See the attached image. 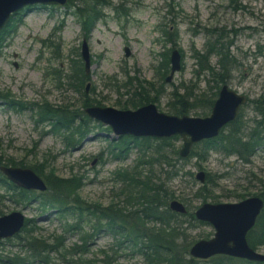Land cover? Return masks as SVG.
<instances>
[{
    "label": "rangeland",
    "instance_id": "1",
    "mask_svg": "<svg viewBox=\"0 0 264 264\" xmlns=\"http://www.w3.org/2000/svg\"><path fill=\"white\" fill-rule=\"evenodd\" d=\"M99 1L109 4L96 6L102 17L96 20L87 37L83 35V25L73 14L75 9L66 6L68 2L64 5H33L23 8L20 14L7 21L11 24V34L0 47V159L22 162L24 166L21 167L29 168L33 164L42 163L43 174L52 170L60 177L76 176L81 180L76 190L77 196L101 207H130L124 203L125 193L121 190L123 177L117 172H131L137 164L145 171L150 165L156 172L179 169L178 176L171 178L168 187L184 205V198L192 199L193 212L204 202H238L242 199L235 192L240 193L244 188L250 193H256L260 185L254 182L247 186L246 177L247 172L253 171L264 182V156L261 153H257L249 164L234 156L224 157L218 153H212L205 162L200 163L195 157L187 161L175 160L171 155V146H167L158 149L159 153L162 151L171 158L170 163L173 164L166 167L161 164L159 153L156 152L158 138L154 140L155 137H151V146L147 140H142L144 144L140 147L128 142L127 149L121 151L118 146L115 147V143L125 135L117 137L108 126L92 119L94 122L90 123L92 128L87 136L69 147L58 133L51 131V122L38 121V118L39 114L44 113L42 108L46 105L74 111L84 110L86 103L135 109L131 107L133 100L130 97L133 86H137L136 79L144 80L142 88H151V95L158 96L155 105L161 112L172 114L170 105L174 101V90L179 94L191 93L189 101L198 105L199 98L195 100L196 97L211 86L214 89L215 85V77L207 71L199 70L196 58V54L203 53L206 47V27L224 32L229 54L235 61L225 77L226 84L249 98L264 95V0ZM95 3V0H91L87 6ZM169 37L176 42V48L173 49L180 53L181 67L166 82L171 66L170 53L173 50ZM83 39L87 41L91 56L88 73L84 70L80 55ZM54 44L60 46L56 48ZM125 46L130 50L129 56H125ZM164 53H169L165 69L159 67L163 63ZM71 59H79L80 67L84 70L86 79L81 84H77L75 72L70 65ZM217 59L216 55L210 56V65L217 68ZM55 69H60V75L52 73ZM128 77L131 78L130 82H126ZM217 84L220 88L221 83ZM126 90L131 92L126 93ZM2 95L12 100L11 106ZM195 108L194 111L201 112L199 107ZM188 115L201 116L193 111ZM254 115L251 105L243 107L245 122L251 124ZM171 143L178 150L182 146L180 136L172 139ZM187 170L193 173L195 183L185 174ZM199 170L205 172V178L206 172L229 173L227 177L219 179L213 188L217 201H201L193 197L201 186L195 178ZM165 176L161 172L162 180ZM40 177L44 178L42 174ZM1 195H4V198L0 197L4 214L23 209V203L15 202L9 197L11 192L0 186ZM36 204H27L24 210L25 218L32 221L25 225L26 229H30V235L45 238L49 242L60 235L67 247L74 243L81 244L83 234H86L84 237L91 236L95 219H91L92 223L82 220L76 226L80 229L69 232V225L79 218L77 214L64 219L57 211H44ZM181 219L178 242L185 239L193 244L214 235L215 230L209 223L199 224L187 217ZM25 244L18 234L2 240L0 264H11L16 258L32 260L28 263L25 260V264H38L37 260L28 257ZM115 244L116 239L111 234L105 230L98 231L89 240L87 256L97 257L100 250L111 252ZM257 251L264 253V245ZM60 253L50 254L52 264H78L73 262L77 261L78 255H65L64 259ZM115 264L145 262L140 255H122ZM233 264L243 263L234 261Z\"/></svg>",
    "mask_w": 264,
    "mask_h": 264
},
{
    "label": "trees",
    "instance_id": "2",
    "mask_svg": "<svg viewBox=\"0 0 264 264\" xmlns=\"http://www.w3.org/2000/svg\"><path fill=\"white\" fill-rule=\"evenodd\" d=\"M98 1L99 0H95L96 3L91 6H87V3H90L91 0L67 1L68 4L66 6L75 9L73 14L78 18L79 23L83 25L84 37L88 36L96 20L102 17V13L96 9V6H106L105 4H109L105 1ZM18 14H20V12L13 14L11 18ZM10 25L11 24L7 22L4 28L0 30V47L11 34ZM206 30L208 31L206 32L208 39L204 52H195L197 53L196 58L199 70L207 71L211 76L215 77L214 89L211 86V89L208 88L207 91L196 97L195 100L199 98L198 105L189 101L188 96H190L191 93H186V95L179 94L174 90L172 93L174 101L173 104L170 105L172 114L184 115L193 111L199 113L201 116H206L215 100L217 89L219 88L217 83L220 82L221 85L226 84L225 77L230 69V65H235L234 59L229 54L224 32L222 31L221 33L218 30L207 27ZM168 36L169 35H167V38ZM169 40L172 43V49L176 48L175 40L170 37ZM53 46L58 48L60 45L54 44ZM212 55L218 57L217 68L211 66L209 63V58ZM168 57L169 53L163 54V63H160L159 67L166 68L169 61ZM70 65L75 72L77 84H81L82 81L86 79V75L84 74V70L80 67L79 59H71ZM52 73L60 75V69L52 70ZM127 80L130 82L131 78L128 77L126 82ZM142 82H144V80L136 79L137 86H133L130 97L133 100V102H131L132 108L149 102L155 103L158 99L157 95H151V92H153L151 88H147V90L142 88ZM130 92L131 90H126V93ZM1 97L4 98L10 106L12 105V100H7V96L2 95ZM93 101L98 102L96 100ZM90 104L92 105V103H86L85 107ZM94 104L99 105V103ZM246 105H251L255 113L254 117L251 119V124L243 120V107ZM195 107H199L201 112L194 111L196 109ZM42 109L44 113L39 114L38 121L47 120L51 122L53 125L51 126V131L58 133L62 137V141L65 145L69 147L76 145L81 139L85 138L92 128L90 123L94 122L83 110L74 111L66 107H59L56 109L48 107L47 105ZM177 138V135L158 138L159 143L157 144L156 152L159 153L158 149L161 147L171 146V155L175 157V160L182 159L183 161H187L189 158L195 157L198 160L197 162L201 163L205 162L212 153H218L224 157L234 156L239 161L249 164L257 153H261L264 156V95H259L256 98L248 97L246 104L241 107L235 120L226 124L216 137L203 139L195 143L189 155L184 158H181L178 152L179 150L171 143L172 139L175 140ZM155 139L157 138H154V140ZM142 140H147V144L150 146L152 145L151 142H149L152 140L151 137L139 138L125 135L115 143V147L118 146V148L123 151L127 149L128 142H133L134 145L140 147L144 144ZM143 148L145 149L146 147L144 146ZM158 157L161 160V164H164L166 167L173 164L170 163L171 158L162 151H160ZM11 160L12 159L9 158L0 159V165L24 166L22 162ZM43 167L44 164L42 163L33 164V166L30 167L38 175L41 176L42 174L44 176L42 179L45 181L47 188L43 192L33 193L31 191L34 190L20 188L9 181L1 172L0 186L6 191L11 192L10 198L15 202L23 203L24 206L35 202L40 209L44 211L53 209L64 219L68 216L77 214L79 218L75 223L69 225V232L74 229H80V227L76 228V226H78L79 222L82 220L87 223H92L91 219H95L96 222L92 229L91 236L87 235L84 237L86 234H83L81 236V244L74 243L67 247L63 244V236L60 235L55 236L52 242L47 241L45 238L43 239L30 235V229H26L25 225L32 221L26 218L22 230L18 233V237L23 238L26 243L25 248L27 249L28 257L37 260L38 264H52L50 254L52 252L60 253V251L62 252L60 256L64 259L65 255L69 257L78 255L77 261H73L78 264H115L122 255H140L144 259L145 264H207V262L209 264H233L234 261H240L243 264L264 263L234 259L226 255H215L207 260L197 259L189 255L188 251L189 247L192 245L191 241L183 239L181 242H178L177 240L178 231L181 229V217L190 218L192 221H196L199 224L203 222L195 218L192 211V199L184 198L187 210L185 214L176 213L168 207L169 201L171 199H176L175 194L170 191L168 187V182L171 178L178 176L179 169L168 171V169L164 168L166 171L163 172L160 170L156 172L150 165V168L145 171L137 164L131 172L118 171V175L123 177L124 185L121 190L125 193L124 203L130 205L129 208H123V206L118 205L101 207L100 205L87 203L81 200L76 194V190L81 185V180L78 177H60L55 175L52 170H50L48 174H43ZM199 168L202 169L201 165H199ZM161 172L167 175L163 180L160 178ZM185 174L193 181L192 183H195L191 171L187 170ZM247 174V186H251L256 182L260 185L259 190L256 193H250L244 188L242 192H235V194L241 199H245L249 196H259L263 200L261 212L256 218L254 226L246 235L248 244L257 250L264 245V182L263 179L257 176L253 171H249ZM228 175V172H206L204 182L201 183V186L195 191L193 197L201 201H206L207 199L217 201V196L213 194V188L217 186L219 179L227 177ZM155 178L156 180H153ZM0 197L4 198V195ZM4 213L5 212L0 206V215ZM103 219L105 220L104 224H102ZM102 230H105L116 239L114 248L111 252L100 250L97 257H88L89 240L96 232ZM21 232H24V234L21 235ZM25 260H27L26 263L32 261L28 258L24 260L16 258L11 264H25Z\"/></svg>",
    "mask_w": 264,
    "mask_h": 264
},
{
    "label": "water",
    "instance_id": "3",
    "mask_svg": "<svg viewBox=\"0 0 264 264\" xmlns=\"http://www.w3.org/2000/svg\"><path fill=\"white\" fill-rule=\"evenodd\" d=\"M67 1L0 0V30L12 14L25 7L64 5ZM124 52L125 56L130 55L127 46L124 47ZM80 55L84 70L88 73L91 67V56L86 39L82 40ZM180 59L179 51L173 49L170 53L171 66L166 82H169L174 73L180 70ZM246 102V94L231 89L227 84H222L210 113L206 116L164 113L158 110L155 103H147L135 109L91 105L85 107L83 111L89 118L108 126L117 137L130 135L166 138L178 135L182 140L179 155L186 157L195 143L216 137L226 124L235 120ZM0 172L20 188L38 192H43L47 188L45 181L29 167L0 165ZM195 178L203 183L205 172L197 171ZM26 207L0 215V241L11 238L22 230L26 219L24 215ZM168 207L180 214H185L187 211L185 205L177 199L170 200ZM262 207L263 200L259 196H250L238 202L202 203L193 212L195 218L209 223L215 231L211 238L194 242L189 247V255L201 260H207L215 255H226L252 262H264V253L252 248L246 238Z\"/></svg>",
    "mask_w": 264,
    "mask_h": 264
},
{
    "label": "flooded vegetation",
    "instance_id": "4",
    "mask_svg": "<svg viewBox=\"0 0 264 264\" xmlns=\"http://www.w3.org/2000/svg\"><path fill=\"white\" fill-rule=\"evenodd\" d=\"M228 85V84H227ZM247 98H248V96H247Z\"/></svg>",
    "mask_w": 264,
    "mask_h": 264
}]
</instances>
